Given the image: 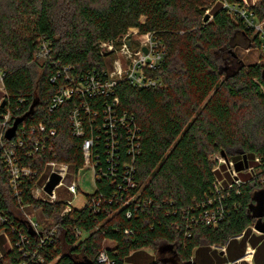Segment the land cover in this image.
I'll list each match as a JSON object with an SVG mask.
<instances>
[{"label": "trees", "instance_id": "1", "mask_svg": "<svg viewBox=\"0 0 264 264\" xmlns=\"http://www.w3.org/2000/svg\"><path fill=\"white\" fill-rule=\"evenodd\" d=\"M209 9L206 0H0L6 101L4 108L0 104V118L8 109L12 127L23 118L17 136L25 145L15 150L22 166L37 176L23 183L21 196L57 227L54 237L41 244L42 233L12 211L17 203L0 164V215L6 217L0 221L5 256L0 264H97L103 250L115 264H171L149 255L148 248L172 250L173 264H211L200 255L207 250L217 255L213 247L226 248L219 264H236L249 245L255 248L254 264H264V235L253 232L258 219L252 211L256 194L264 193V64L240 63L223 70L219 53L236 57L232 48L241 45L235 43L236 33L249 41L248 48H257L259 42L219 4L210 9L212 20L204 21ZM254 10L264 18V0ZM132 28L165 46L166 57L152 74L165 86L140 89L123 81L114 89L120 111L134 119L137 137L130 138L128 129L117 130L111 135L114 140L109 137L103 126L105 100L99 102L103 97L91 104L101 112L94 123L81 110L85 129L95 136L96 189L83 208L63 214V200L35 198L32 190L37 180L40 185L46 181L50 161L77 173L84 167L83 140L73 134L70 113L85 98L76 96L51 111L61 84L52 79L64 70L78 79L87 72H106L101 42L119 45ZM44 47L49 53L40 55ZM39 124L47 127L48 135L51 130L56 134L49 136L51 147L36 152L34 142L44 140L43 134L33 132ZM134 141L137 148L132 145L131 152ZM235 150L241 153L234 156ZM223 152L229 162L234 156L244 180L218 193L214 185L223 179L224 165L217 169L214 157H223ZM244 156L247 168H255L253 175L243 173ZM219 206L223 217L217 225H207L200 217ZM24 236L28 241L22 243Z\"/></svg>", "mask_w": 264, "mask_h": 264}, {"label": "built area", "instance_id": "2", "mask_svg": "<svg viewBox=\"0 0 264 264\" xmlns=\"http://www.w3.org/2000/svg\"><path fill=\"white\" fill-rule=\"evenodd\" d=\"M212 1V7L220 4L227 10L228 14L233 18L234 21L243 24L246 28L252 31L254 36L258 38L259 45L256 49H258L260 58L262 59L260 62L264 64V18H260V16L255 12L254 6L256 4L254 2L250 3L248 0H236L234 2H230L229 0ZM208 12H210V9ZM132 30L133 32H128L130 34L133 33L134 38H131V36L127 33L120 40H118L120 43L119 45H117L114 41H105L101 42L100 44L102 53H106L108 51L111 52V55L107 56V58H112L115 53L120 50L125 58L124 63L120 62L119 60L111 59L112 62H110V66H107L106 72H87L78 79L73 74H71V72L64 70L65 72H58V76L52 79L53 82L60 81L61 84L59 90H57V93L51 100V111L68 103V101L72 100L76 96L85 98L79 109L76 106L71 110L70 121L73 134L83 140L82 155L84 157V167H90L93 170L95 185V170L97 166L93 159L95 136L93 135V132H88L85 129V120L81 116V110H83L87 115H91V121L94 123L95 119L99 117L101 112L96 111L94 108L92 109L91 104H96L98 102L97 99L103 97V99H99L101 100L99 102L101 103L103 100H105V106L103 107V117L105 118V121L103 126H105L110 132L109 137L114 140L111 135L116 133L117 130L123 131L124 129H128L130 138L137 137V126L133 123L134 119L131 117L130 121L128 119L129 116L127 115V112L120 111V100L113 94L114 89L118 83L123 81H128L134 87L140 89H159L165 86L163 80L160 77H155L152 75L154 74V71L159 69L166 57L165 46L156 42L150 33L140 34L138 29L132 28ZM136 44H140V46L137 47ZM144 49H147V53L144 51ZM48 53L49 51L47 47H44V49L39 54L46 55ZM111 70L112 72H110ZM0 78L3 82V72H0ZM110 96L112 97L110 100H108V97ZM12 119L13 114L10 109H8L7 112L0 118V164L5 168L9 177L10 188L13 193V197L16 200L17 206L25 211V209L29 208L31 205L24 203L20 190L23 186V183L27 179H34L37 176V171L32 170L28 166H22L20 163L21 157L17 156L15 146L17 145L19 147H23L25 142L21 136H17L18 131L16 132L15 137L11 140L6 138L7 132L12 128L10 125ZM24 129L25 128L22 129L23 134L26 133ZM36 131L44 135L43 141L38 139L34 142L35 151L39 152L40 150L43 151L47 148L49 136H54L56 132L51 130L48 135L47 127L44 124H39L37 129L33 128V132ZM5 140L8 141L5 142ZM135 141H137V139ZM135 141L131 143V147L129 148L131 152L135 151V148H132V145L137 148ZM48 146L51 147V145ZM113 147L114 146L112 143L108 148L109 152L112 153ZM32 152L33 150L25 152L26 156L30 157ZM256 162H260V159L257 158ZM229 163L232 164V162ZM220 165L221 164H219L217 169H219ZM228 169L230 170L228 173H226L228 175H224L226 180L223 177V179H218L215 182L214 188L218 193L222 192V190L228 191L230 188L239 186L243 183L244 179L239 176L236 170H233L231 167ZM69 170L71 171V166L67 164L58 163L55 161L48 162L45 170L47 171V179L43 185H40L37 182L38 180L36 181V184L32 190L33 197L40 198L51 203L60 201L61 199H58L57 197V189L65 186L63 181ZM73 172L76 173L74 169ZM245 172L253 175L255 168H247L245 169ZM53 174H58L61 176L62 180L55 188L52 195H49L45 192V187L50 180L51 175ZM128 180L130 183V179ZM131 187H134V185H131ZM78 189L79 187L76 183H72L67 187L68 193L74 196L78 193ZM35 190H38L37 194L35 193ZM39 192H42L44 196H40ZM63 202L66 204L63 214L71 212L74 207L72 201L65 202L63 200ZM223 213V206H219L217 209L205 211L203 216L200 218H203V221L207 225L215 226L223 217ZM25 220H27L30 227L33 228V230H35L38 234L42 233L41 244L54 237L56 230L53 229L51 231L49 230L48 232H44L42 226H40V224L33 218L28 217V219ZM0 221L5 222L6 217L0 215ZM198 221L199 219L196 220V222ZM253 230L256 231L255 228H253ZM21 240L22 243L28 241L27 237L25 236L22 237ZM249 249L251 248H248V251ZM249 252H247V255L249 254V257H251L253 260L255 250L251 249ZM22 264L26 263L24 262ZM97 264H115V262L110 258L107 252L103 250L97 258Z\"/></svg>", "mask_w": 264, "mask_h": 264}, {"label": "rangeland", "instance_id": "3", "mask_svg": "<svg viewBox=\"0 0 264 264\" xmlns=\"http://www.w3.org/2000/svg\"><path fill=\"white\" fill-rule=\"evenodd\" d=\"M249 1H251V0H249ZM212 2H213L212 0H206V4L208 5V7L211 10L213 8ZM253 2L256 4L255 6H257L259 3H261V0H252L251 3H253ZM206 14L210 15V12L207 11ZM210 20H212L211 17H210ZM129 32H133V30L131 29ZM129 32H128V35H130L131 38H134L133 33L130 34ZM235 38H236L235 43H237V44L241 43V45L239 44L240 46L235 45L232 48L234 53H235L234 56H236V57H234L235 59L232 58L227 52L219 53V56L221 57V67L223 68V70L224 69H230V68L235 69L238 65H240V63L247 66L249 64H254V63H258V62L262 61V59L260 58V53H259L258 49L248 48L246 46V43L247 44L249 43L248 40H246L244 42L241 35L238 33H236ZM136 46L139 47L140 44H136ZM110 55H111V53H109V55H107V56H110ZM111 59L119 60L122 63L125 62V58H124V56L120 50H118L112 58L106 59L107 65H109V66H110V62H112ZM238 60H240L241 62H239ZM114 67H115V62H114ZM112 70L110 72H112ZM4 96H5V92H4L3 82L0 78V104L4 101ZM233 152H234L233 153L234 156L235 155L237 156V155H239V153H241V151H238V150H235ZM234 156L230 157V159L232 161V164H231V163H229V161H227L223 157H220L219 155H215L214 160L217 159V160H219L218 161L219 164L224 165V169L221 172V177H224V175L226 173H228V171H230L228 169L229 167H231L233 170H236V169L238 170L237 167L233 166V164H234L233 162H235ZM217 168H218V166H217ZM243 173H245V171ZM226 175H228V174H226ZM225 180H226V178H225ZM63 182H64L65 186L61 187L60 189H57L58 199L64 200L65 202L72 201L73 206L77 209H81L86 205L87 195L94 193V191L96 189L95 180H94V172L90 167H84L83 169H81L79 171V173H77V172L74 173L73 168L71 167V171L70 170L68 171V174L66 175ZM72 183H76L79 187L78 193L75 196L68 193V191H67V187ZM37 192H38V190H35L36 194H37ZM39 194L42 197L44 196V194L42 192H39ZM11 208H12V211L15 213V215L22 218V219H28V217L33 218L35 221H37L40 224V226H42L44 232H46L45 231L46 228H48L50 231L53 229L57 231V227L54 226V219L48 218L47 216H45L40 208H35L34 206H30L29 208H26L25 211H23V209H21L19 206H17V204H16V206L12 205ZM49 226H51V227H49ZM253 232L256 235L260 234L259 232L254 231V230H253ZM104 244L105 245H112V243L110 241H105ZM215 248L217 249V255L214 254V251L207 250V251H204L203 253H201V255H200L201 260H204V262H205V260H209L211 262V264H219V259L222 257L220 250H223L224 248L223 249H221V247H215ZM249 251H251V249H249ZM249 251L247 249V252H249ZM146 252L150 253L151 256H153L155 259H158L159 261L162 260V261H166V262L173 264V262L175 260L174 252L172 250L169 251V249H165V251H163V254H160V252H158L157 250H153L150 248L146 249ZM247 252H246V255H245V258L243 259V261L248 262L249 264H254L252 258L249 257V254L247 255ZM207 253H209L208 257L206 256ZM4 258H5V256L0 251V260H3Z\"/></svg>", "mask_w": 264, "mask_h": 264}, {"label": "water", "instance_id": "4", "mask_svg": "<svg viewBox=\"0 0 264 264\" xmlns=\"http://www.w3.org/2000/svg\"><path fill=\"white\" fill-rule=\"evenodd\" d=\"M209 19H210V15L206 14L204 21H208ZM144 51L147 53V49H144ZM109 53H111V52H106L105 56L109 55ZM5 105H6V101L4 100L1 103V108H4ZM22 121H23V118H18L14 122L13 127L6 134V138L8 140H11L15 136L17 129H18V126L21 124ZM222 155L227 160V155L225 154V152H223ZM244 162H245V167L247 168L248 164H247V157L246 156H244ZM61 180H62V178L58 174L51 175L50 180L48 181V183L45 187V192L49 195H52L53 191L60 184ZM256 201H257V203L252 208L254 217L256 219H258L254 228L257 232L264 235V221H262V219L264 217V193L263 192H259L256 194ZM160 254H163V252H160Z\"/></svg>", "mask_w": 264, "mask_h": 264}, {"label": "crops", "instance_id": "5", "mask_svg": "<svg viewBox=\"0 0 264 264\" xmlns=\"http://www.w3.org/2000/svg\"><path fill=\"white\" fill-rule=\"evenodd\" d=\"M249 1V0H248ZM250 3L252 2V0L251 1H249ZM258 235H262L261 233L260 234H258ZM113 244V243H112ZM107 246H109V245H107ZM248 248H251V249H253V250H255V248H253V247H251L250 245L248 246ZM225 250H226V248H224ZM223 249V251H222V255L223 254H225V250ZM145 251H146V249H145ZM148 253V252H147ZM149 255H151L150 253H148ZM245 258V257H244ZM243 258V259H244ZM243 259H240L239 261H238V263L237 264H239V263H241V261H243Z\"/></svg>", "mask_w": 264, "mask_h": 264}, {"label": "bare ground", "instance_id": "6", "mask_svg": "<svg viewBox=\"0 0 264 264\" xmlns=\"http://www.w3.org/2000/svg\"><path fill=\"white\" fill-rule=\"evenodd\" d=\"M249 253H251V252H249Z\"/></svg>", "mask_w": 264, "mask_h": 264}]
</instances>
